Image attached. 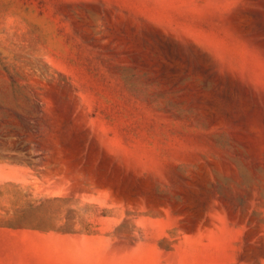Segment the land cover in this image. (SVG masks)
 Returning <instances> with one entry per match:
<instances>
[{"label":"rangeland","instance_id":"rangeland-1","mask_svg":"<svg viewBox=\"0 0 264 264\" xmlns=\"http://www.w3.org/2000/svg\"><path fill=\"white\" fill-rule=\"evenodd\" d=\"M0 264H264V0H0Z\"/></svg>","mask_w":264,"mask_h":264}]
</instances>
